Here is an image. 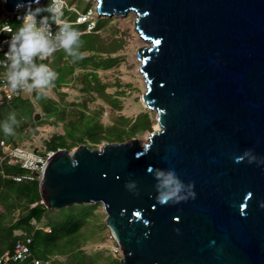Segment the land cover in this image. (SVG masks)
Returning a JSON list of instances; mask_svg holds the SVG:
<instances>
[{
  "label": "water",
  "instance_id": "95a60500",
  "mask_svg": "<svg viewBox=\"0 0 264 264\" xmlns=\"http://www.w3.org/2000/svg\"><path fill=\"white\" fill-rule=\"evenodd\" d=\"M91 1L100 17L135 14L142 101L159 129L143 144L54 151L41 203L100 205L120 264H264V0ZM18 3L39 5L2 9Z\"/></svg>",
  "mask_w": 264,
  "mask_h": 264
},
{
  "label": "trees",
  "instance_id": "16d2710c",
  "mask_svg": "<svg viewBox=\"0 0 264 264\" xmlns=\"http://www.w3.org/2000/svg\"><path fill=\"white\" fill-rule=\"evenodd\" d=\"M45 4L46 2L44 0L39 7L46 8ZM1 5L2 0H0V11ZM35 8L36 7H33V10ZM88 10H90L89 5L82 13H86ZM48 15L49 13L45 11L41 12L38 17ZM5 16L6 15L0 14V23L2 20H5ZM64 17L70 22L76 19L75 14L69 15V13H65ZM11 20H15V18H11ZM109 21L111 20H98L95 22V32L80 34L81 47L79 51L83 53V59L74 60L63 50H57L53 53L52 57L54 64H58L61 60L64 61V59H66L65 61L67 62H71V65L66 68V74L72 73L76 67L83 69L90 67V71L81 73V78L83 79L82 91L87 94L96 92L103 101L110 103L113 108H116V100H112L111 96L104 92L106 85H100L97 73L95 72L96 70H107L118 62V58H113L112 54H115L116 51L121 48L120 40L112 39L114 34L109 35L106 39L100 38V36L96 34L98 30H104ZM18 22L12 26L17 27ZM72 28L78 32H82L84 26L72 25ZM112 29L111 32L115 33V28ZM50 66H52V70L55 73H58L53 83L59 85L60 82L65 80L64 75H60L62 70H57L52 63ZM31 96L40 106L47 118L55 117L57 121H65L66 117L64 115V110H59L56 103L47 100L37 91H34ZM16 102L24 107L30 105V108L26 109L27 113L20 112L15 105ZM83 106L87 107L85 104ZM5 112H13L15 114L17 123L12 127L17 131V137L20 139L19 142L22 141L24 135L22 131L24 128L30 126V124L28 122H22L21 118H31L32 106L30 101L18 97L8 103L0 105V125L5 122ZM31 124L33 123L31 122ZM151 126L152 121L147 113H140L133 121L122 116L118 124L114 123L112 126H107L106 128L96 120H93V118H88L82 113L79 119L69 121L67 125L69 128L67 136L75 140L78 145L88 142L95 147L102 141L119 143L125 140H131L141 132L151 131ZM36 132L37 131L33 128L27 136ZM74 132H82L86 137V141L82 138H76ZM4 138H6V141L9 143H13L14 145L19 144L13 134L6 135L3 128L0 127V141L5 140ZM46 149L54 152L58 149L69 150L71 147L67 144L64 136H56L53 142L50 140L47 142ZM0 171L3 174H0V255L11 250L17 241L30 238L32 258L29 261L17 264H32V259L46 262L54 255L68 256L70 260H78L79 256L81 260H78V263L86 264L84 256L78 248L85 243V241L89 240L90 236L82 234L81 229L87 224L86 221L88 218L94 216L93 211L97 206H71L62 209L61 212L65 213L64 217L54 221L51 213H55L57 210L47 209L41 203L37 180L32 182H15L10 179L9 176L24 172L19 165L0 164ZM45 219L47 220L46 225L50 227V232H45L43 228L39 227ZM15 232H19L20 234L14 235ZM119 263L118 259H113L111 261V264Z\"/></svg>",
  "mask_w": 264,
  "mask_h": 264
},
{
  "label": "rangeland",
  "instance_id": "374dc122",
  "mask_svg": "<svg viewBox=\"0 0 264 264\" xmlns=\"http://www.w3.org/2000/svg\"><path fill=\"white\" fill-rule=\"evenodd\" d=\"M64 1L68 7H72L80 13L84 12L88 8V5L90 6L92 13L95 10V3L91 0ZM45 2V7L49 6L50 0H45ZM41 4L37 6L39 7ZM21 13L22 11L19 10L15 20H11V16L4 12L1 5L0 14L6 15L4 19L9 21L12 25H15L16 22L19 21V15ZM71 14L72 13H69V15ZM96 20H111L108 22L104 30L101 29L96 32L100 38L106 39L109 35L114 34L112 39L120 40L121 42V48L116 51L115 54H112L113 58H118V62L107 70L95 71L100 85H106L104 92L111 96L112 100H116V108H113L110 103L103 101L96 92L87 94L82 91L83 79L81 78V73L90 71V67H87L86 69L76 67L72 73L66 74V68L71 65V62H67L65 61L66 59H64V61L61 60L58 64H54L52 57V61L48 66L52 69V66H50L52 63L57 70H62L60 75L63 74L65 80L60 82L59 85L52 83L50 87L42 92L40 90H32L28 92V100L32 106V115L29 119L22 117L21 121L25 123L28 122L30 124L28 127L31 130L34 128L37 132L32 133L30 136L24 134L25 136L23 135L22 141L19 142L20 139L17 137V131L13 129L12 134L19 144L27 142L30 137L38 138L39 133H42L43 137L39 139L38 143L46 147L47 142L49 140L51 141L52 137H54L55 140L56 136H64L67 144L71 147L68 151L73 152L79 145L75 140H72L67 136L69 130L67 125L70 120L79 119L82 113H84L86 117L93 118V120L102 124L104 128L112 126L114 123L118 124L119 119L122 116L133 121L140 113H147L152 121L151 131H144L133 137L138 139L140 144L145 143L148 134L155 131L157 124L156 113L155 111L146 109L142 101V95L145 93L146 87L142 74L138 72L139 68L137 66L139 59L137 57V50L141 47L148 46V44L138 36V33L135 30V14L127 13L123 17L115 16L112 18L96 17ZM112 28H115V33L111 32V30H113ZM56 74L58 76V73ZM34 91L40 92L47 100L56 103L59 110H64V115L66 117L65 121H57L55 117L47 118L40 106L31 96ZM84 104L87 107H84ZM15 105L20 112L27 113L26 109L30 108V105L24 107L17 102ZM10 114H13V112L4 113V121L8 120ZM36 114L39 115L38 120H34ZM31 122L33 124H31ZM74 136L86 141V137L82 132H74ZM4 139L5 141L7 140L6 138ZM129 141L130 140H125L124 142L128 143ZM104 142L105 141H102L95 147L88 142H85L84 144L91 149H98ZM96 206L97 207L93 211L94 216L88 218L86 221L87 224L81 229L82 234H85V236L89 235L90 238L85 241L78 250L82 252L86 264H111L113 259H118L120 262L121 255L106 226V216L101 206ZM51 215L53 220L56 221V219L60 220L63 218L65 213H62L61 210H57L55 213L52 212ZM46 223L47 220L45 219L39 227L43 228L45 232H48L50 227L47 226ZM19 234V232L14 233V235ZM78 258V260H81L79 256ZM78 260H70L68 256L54 255L48 259L47 264H79Z\"/></svg>",
  "mask_w": 264,
  "mask_h": 264
},
{
  "label": "clouds",
  "instance_id": "9594fccd",
  "mask_svg": "<svg viewBox=\"0 0 264 264\" xmlns=\"http://www.w3.org/2000/svg\"><path fill=\"white\" fill-rule=\"evenodd\" d=\"M39 4V0H34ZM58 0L46 8L36 7L34 10L31 4L18 3L17 9L26 7L27 11L23 16V22L19 29L11 35L8 42V50L4 53V66L7 69V81L13 91L24 89L26 91L40 90L41 92L52 85L57 74L46 64H37V58L43 60L51 56L57 50H63L74 60L83 59L80 34L68 23H61L59 20L60 11L57 7ZM49 13L37 20L41 12ZM54 23L58 31L53 37L50 31V23ZM4 32L12 33V26L5 24ZM15 114H10L0 127L6 135L12 134L13 125L16 124ZM166 186L172 184L171 179L164 181ZM179 190V186L167 194L160 195L157 200L160 204H167ZM194 198V193H192ZM264 207V205H261Z\"/></svg>",
  "mask_w": 264,
  "mask_h": 264
},
{
  "label": "built area",
  "instance_id": "2783aa9c",
  "mask_svg": "<svg viewBox=\"0 0 264 264\" xmlns=\"http://www.w3.org/2000/svg\"><path fill=\"white\" fill-rule=\"evenodd\" d=\"M52 2L53 0H50V4ZM57 7L60 11L59 20L61 23H68L71 26H84L83 31L79 32V34H88L95 32V22L97 21L96 17H100L97 14L96 10L93 11L94 14L91 12V10H88L86 13H80L72 7H68L64 0H58ZM21 11L22 13L19 15V22L17 27L12 26V24L7 20H3L0 23V105L8 103L15 98L21 97L23 91V89H17L15 91L11 89L7 81V69L5 68L3 63L4 53L8 50V42L11 39V35L14 34L21 26L23 22V16L27 9ZM18 13L10 15L11 18H15ZM65 13L75 14L76 19L72 22L67 21L64 17ZM39 19H41V17H37V20ZM49 23L51 34L54 37L56 32L58 31V28L54 23L50 21ZM5 24H10L12 26V33L3 31ZM52 56L53 54L43 60L37 58L35 62L37 64L43 63L49 65V63L52 61ZM30 131L31 129L29 127H26L23 129L22 133L27 135ZM42 137V133H39L38 138L30 137L27 142L17 145L9 143L5 140L0 141V164L6 163L7 165H19V167L24 170V172L21 174L9 176L10 179L15 182H32L35 180L39 181L45 162L53 154L52 151L47 150L45 146H42L38 143L39 139H41ZM0 174H2L1 171ZM48 232H50V230H48ZM30 244V238L17 241L11 250L6 251L2 255H0V264H17L29 261L32 258ZM31 261L32 264L48 263V261L43 262L37 259H32Z\"/></svg>",
  "mask_w": 264,
  "mask_h": 264
},
{
  "label": "bare ground",
  "instance_id": "6f19581e",
  "mask_svg": "<svg viewBox=\"0 0 264 264\" xmlns=\"http://www.w3.org/2000/svg\"><path fill=\"white\" fill-rule=\"evenodd\" d=\"M135 24V23H134ZM138 68L140 67V61H139V63H138V66H137ZM138 72H140V70H138ZM145 82V81H144ZM159 129V125H158V123L156 124V127H155V131H157ZM143 144V143H142Z\"/></svg>",
  "mask_w": 264,
  "mask_h": 264
}]
</instances>
